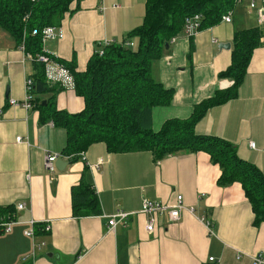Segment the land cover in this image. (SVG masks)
<instances>
[{
  "label": "crops",
  "instance_id": "0c3cea01",
  "mask_svg": "<svg viewBox=\"0 0 264 264\" xmlns=\"http://www.w3.org/2000/svg\"><path fill=\"white\" fill-rule=\"evenodd\" d=\"M145 3L80 0L78 9L64 14L61 36L47 39L44 49L67 61L74 58L82 71L97 44L120 41L142 23ZM195 14L200 25L202 15ZM226 14L230 22L221 17L212 26H198L194 35L183 24L154 61L153 77L174 95L169 104L152 108L151 124L156 131L168 118H186L196 103L228 87L232 81L218 73L231 62L233 32L257 26L261 44L252 52L237 97L209 108L194 131L229 140L240 158L264 173V22L258 21L250 0H235ZM31 67L23 49L0 27V206L14 207L10 231L0 228V264H254L259 252L264 259V221L253 224L254 213L239 182L217 183L220 167L204 151L182 150L154 160L150 151L112 153L95 142L83 158L70 162L62 155V169L46 170L45 153H61L65 130L51 121L40 123L34 105H23ZM11 98L18 104L10 105ZM83 105L74 88L64 86L56 95L59 109L76 112ZM82 173L96 191L99 215L72 214L70 189ZM178 195L179 218L155 212L154 230L147 231L152 214L141 211L143 201L172 205ZM117 211L127 213L125 222L111 227L108 216ZM30 221L34 231L46 224L49 230L26 236Z\"/></svg>",
  "mask_w": 264,
  "mask_h": 264
},
{
  "label": "trees",
  "instance_id": "16d2710c",
  "mask_svg": "<svg viewBox=\"0 0 264 264\" xmlns=\"http://www.w3.org/2000/svg\"><path fill=\"white\" fill-rule=\"evenodd\" d=\"M73 1L0 0V27L31 57L32 72L26 78L31 82L26 83L25 90L30 104L38 110V121H51L65 130V145L60 154L70 162L76 161L79 153L95 142H103L112 153L150 151L154 160L182 150L204 151L210 162L220 167L217 183L239 182L254 213L253 224L264 221V173L240 158L229 140L194 131L209 108L237 97L252 52L261 44L262 30L257 26L236 29L231 62L218 73L219 78L232 83L196 103L188 117L168 118L155 131L151 124L152 108L169 104L174 90L153 77L152 64L164 54L171 37L182 30L186 17L199 13V29L212 26L235 7V0H146L142 23L120 41L97 44L82 71L76 69L74 58L67 61L48 53L42 41L46 26L59 27L66 12L78 9L80 0L71 8ZM193 47L191 40L188 59ZM40 54L71 73L74 91L84 102L80 110L68 112L57 108L56 95L64 85L47 79L45 63L37 58ZM83 173L70 189L72 214L99 215L96 191ZM13 211L12 205L0 206V216L6 221L14 220ZM41 230L44 232L43 226H36V234Z\"/></svg>",
  "mask_w": 264,
  "mask_h": 264
},
{
  "label": "built area",
  "instance_id": "2783aa9c",
  "mask_svg": "<svg viewBox=\"0 0 264 264\" xmlns=\"http://www.w3.org/2000/svg\"><path fill=\"white\" fill-rule=\"evenodd\" d=\"M259 1H260V4L256 3L255 0H250V5L254 8H256V10L258 12V17H259L258 21L264 22V0H259ZM222 19L226 22H230L231 17L229 16V14H226V15L222 16ZM199 20H200V16L198 14H195L191 17L186 18V20L184 22L185 32L188 34L194 35V33L196 32V30L199 26ZM42 33H43V37H42L43 44L49 38L53 39V38H57V37L61 36L60 28L54 27V26H46L43 29ZM130 45H132V42H130ZM20 47L23 49V46H20ZM26 57L28 59L31 58L29 55H26ZM37 58H38V60L45 63L46 77L49 81L60 82L64 86L73 88V85H74L73 76L71 75V73L68 71L67 68H65L61 64L55 62L54 60L50 59L45 54H40V55H38ZM30 82H31L30 79L26 80L27 84H30ZM29 99H30V95L27 92L25 95V99L23 101V105L25 107H30L31 104L29 102ZM8 102L10 105H17L18 104V101H16V99H13V98L9 99ZM16 140L19 141L20 137H17ZM250 145L253 146L254 143L250 142ZM59 157H63V156L59 153L46 152L45 156H44V167L46 168V170H48L49 172L54 171L55 170V160ZM79 157L80 158L84 157L83 152L79 153ZM181 207H182L181 195H178L177 202L175 204H172V205L161 204V203H158L156 201L144 200L142 203L141 211L144 213L152 214V216L149 217V219L146 222V230L149 232L154 230L155 212L166 211L169 214L170 220H176L179 218ZM17 208L22 209L23 204L19 203L17 205ZM126 216H127V213L122 212V211H117V212L108 216V221H107L108 225L111 227H114L118 222L124 223ZM13 224H14V220L6 221V220H2L0 218V228L2 229L3 232L10 231ZM30 224H31V227L25 229L24 234L26 236L34 238L35 237L34 236L35 231H34V227L32 226V225H34V222L30 221ZM44 229L46 231H48L49 225L46 224L44 226ZM253 262H254V264H262L264 262V259L262 257L261 252L254 255Z\"/></svg>",
  "mask_w": 264,
  "mask_h": 264
},
{
  "label": "water",
  "instance_id": "95a60500",
  "mask_svg": "<svg viewBox=\"0 0 264 264\" xmlns=\"http://www.w3.org/2000/svg\"><path fill=\"white\" fill-rule=\"evenodd\" d=\"M219 46H222V47H229V43H220ZM42 104H45V101H42ZM66 162L62 159V158H57L55 160V166L58 168V169H62L63 166H65Z\"/></svg>",
  "mask_w": 264,
  "mask_h": 264
},
{
  "label": "rangeland",
  "instance_id": "374dc122",
  "mask_svg": "<svg viewBox=\"0 0 264 264\" xmlns=\"http://www.w3.org/2000/svg\"><path fill=\"white\" fill-rule=\"evenodd\" d=\"M60 158V157H59Z\"/></svg>",
  "mask_w": 264,
  "mask_h": 264
}]
</instances>
